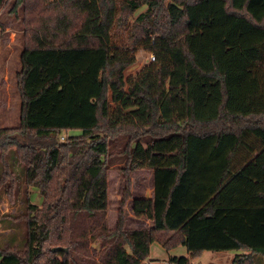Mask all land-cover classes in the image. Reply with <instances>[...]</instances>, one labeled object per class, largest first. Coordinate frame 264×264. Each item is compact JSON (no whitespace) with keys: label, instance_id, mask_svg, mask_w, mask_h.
<instances>
[{"label":"trees","instance_id":"1","mask_svg":"<svg viewBox=\"0 0 264 264\" xmlns=\"http://www.w3.org/2000/svg\"><path fill=\"white\" fill-rule=\"evenodd\" d=\"M141 5L135 19L154 59L125 82L133 56L110 44V2L12 1L23 14L19 113L17 125L0 126V200L12 203L22 187L0 234H16L20 219L25 252L0 242V264H147L151 241L185 247L168 264L204 250L236 251L229 264H255V255L264 264V0L122 7ZM119 132L127 170L151 169V195L130 203L147 228L123 227L125 187L113 228L104 220L108 147ZM47 242L62 249L43 257Z\"/></svg>","mask_w":264,"mask_h":264},{"label":"rangeland","instance_id":"2","mask_svg":"<svg viewBox=\"0 0 264 264\" xmlns=\"http://www.w3.org/2000/svg\"><path fill=\"white\" fill-rule=\"evenodd\" d=\"M13 0H3L0 5V123L5 124L7 120L16 119L18 115V100L16 98V76L15 73L19 68L18 55L21 50L22 42V10L21 7L16 8L15 12L11 9ZM110 2L115 10L114 23L110 30V44L117 51H125L126 54L133 56L131 64L124 67L122 70L123 79L125 82L133 79L136 74L143 69L151 61L149 55L152 54L145 46L142 32L140 30L141 23L136 21V16L144 11L145 6L141 5L135 10H127L123 8L124 0H107ZM20 43V45H19ZM108 73V70L106 71ZM124 88L126 83H124ZM109 105L111 103L109 102ZM10 120L8 123H11ZM67 134V133H66ZM126 135L119 132L117 138L112 139L109 143L107 158V204L105 208V223L108 228H113L116 222V210L118 200L121 196L123 188H127L128 196L124 199L122 204L123 215V227L130 229L147 228L150 225V221L143 217H134L137 220L130 219V200L139 196H150L152 192V177L151 169L147 168H135L128 169L127 154L123 151V145L126 141ZM144 140V139H140ZM16 176L22 180L21 167L15 165ZM126 172V174L124 173ZM21 182L19 184L20 191L14 196L10 197L13 201L10 203L9 198L3 195L0 200V220L8 219L3 217L4 214L15 212L20 208V194H21ZM28 199L31 203L40 205L41 196L38 191L33 187H28ZM17 211V212H16ZM126 216L128 218H126ZM134 220V221H132ZM16 234H0V242L7 243L11 241L10 250L16 251L20 256H24L23 238L24 225L20 219L16 221ZM77 223L72 220L71 226ZM99 240H93L88 242L89 247H93L96 250L100 249ZM50 242L42 245L44 250L43 257H47V250L50 248ZM183 249L180 245L165 249L158 242L151 241L148 245V256L150 257L149 264H168L167 257L171 254H180ZM228 251V250H227ZM232 251V250H229ZM234 251V250H233ZM236 252V251H235ZM71 253V252H70ZM226 251H207L203 257L197 259L191 258L188 264H206L213 262L217 257ZM59 258V256H56ZM221 258V257H220ZM255 264H263V259L259 255H255ZM218 260V259H217ZM194 261V262H193Z\"/></svg>","mask_w":264,"mask_h":264},{"label":"crops","instance_id":"3","mask_svg":"<svg viewBox=\"0 0 264 264\" xmlns=\"http://www.w3.org/2000/svg\"><path fill=\"white\" fill-rule=\"evenodd\" d=\"M19 45H20V43H19ZM20 52V51H19ZM16 98H17V100H18V113H19V96H18V91H16ZM10 120H12V122L11 123H8ZM17 123H18V115L16 116V119H15V117H14V119H10L9 118V120H7L6 122H5V124H2V123H0V126H15V125H17ZM29 187H32V186H29ZM33 188H35V187H33ZM36 189V188H35ZM27 190H28V188H27ZM37 190V189H36ZM144 197H149V196H144ZM132 199V198H131ZM130 203H131V200H130ZM129 217H131L130 219H134V220H137L136 218H134V216L131 214V216H129ZM126 218H128L127 216H126ZM134 220H132V221H134ZM148 221V220H147ZM133 228H135V227H133ZM1 231H3V232H7V229H5V230H2V229H0V232ZM181 246V248L183 249L181 252H180V254L179 255H183V256H185L186 255V251H185V247L183 246V245H180ZM207 251H209V250H204V251H202L201 253H200V255L198 256V257H195L194 259H199V258H201V257H203L204 256V254L203 253H205V252H207ZM223 251H226V253H223V254H221V255H219L218 257H217V259H215L213 262H208V263H206V264H229L230 263V260H231V257H232V255L235 253V251H227V250H223ZM171 255H178V254H171ZM221 257V258H220ZM150 257L147 255L145 258H144V262H146L147 264H149V262H150ZM194 262V261H193ZM197 264H198V261H197Z\"/></svg>","mask_w":264,"mask_h":264},{"label":"water","instance_id":"4","mask_svg":"<svg viewBox=\"0 0 264 264\" xmlns=\"http://www.w3.org/2000/svg\"><path fill=\"white\" fill-rule=\"evenodd\" d=\"M59 249H62V248L58 247V246H54V247L50 248V251H55V250H59ZM63 250H65V248H63Z\"/></svg>","mask_w":264,"mask_h":264},{"label":"built area","instance_id":"5","mask_svg":"<svg viewBox=\"0 0 264 264\" xmlns=\"http://www.w3.org/2000/svg\"><path fill=\"white\" fill-rule=\"evenodd\" d=\"M153 59H154V58H153V55L150 54V55H149V60H148V61H153ZM164 264H166V263H164Z\"/></svg>","mask_w":264,"mask_h":264}]
</instances>
